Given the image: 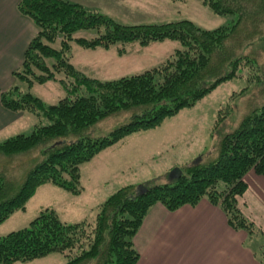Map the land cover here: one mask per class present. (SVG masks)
I'll list each match as a JSON object with an SVG mask.
<instances>
[{
	"label": "trees",
	"instance_id": "trees-1",
	"mask_svg": "<svg viewBox=\"0 0 264 264\" xmlns=\"http://www.w3.org/2000/svg\"><path fill=\"white\" fill-rule=\"evenodd\" d=\"M199 1L214 15L233 20L214 30L188 20L126 26L65 0L18 3V11L32 20L38 33L20 68L12 73L14 84L0 93V104L12 113L31 114L37 124L30 134L0 143V155L12 158L36 152L39 160L12 195L0 175V225L15 210L24 209L42 185L79 195L82 164L123 138L194 106L222 83L244 81L242 90L233 94L246 97L250 92L261 103L219 139L214 159L204 163L200 155L180 167L184 170L177 179L167 177L161 184L158 179L144 188L122 187L87 221L67 223L53 209L42 210L27 227L0 237V264L28 263L50 254L62 255L65 264H136L139 254L133 237L157 203L174 211L206 199L225 214L234 231L250 237L260 232L242 213L240 201L247 188L244 176L250 171L264 176V0ZM82 30L92 36L74 37ZM164 40L177 41L180 48L149 70L113 81L88 78L70 62L71 42L95 50ZM54 80L65 92L56 104L45 105L30 93L33 86ZM121 112L130 114L128 122L99 136L98 123ZM259 258L264 264V257Z\"/></svg>",
	"mask_w": 264,
	"mask_h": 264
},
{
	"label": "rangeland",
	"instance_id": "rangeland-1",
	"mask_svg": "<svg viewBox=\"0 0 264 264\" xmlns=\"http://www.w3.org/2000/svg\"><path fill=\"white\" fill-rule=\"evenodd\" d=\"M88 4L86 9L126 26L188 20L201 29L214 30L233 20L230 16L214 15L199 0H92ZM91 36L92 32L84 30L74 34V37ZM70 46V62L75 69L88 78L103 82L140 74L162 63L180 48V44L173 40L148 45L131 42L95 50L82 49L74 42ZM245 85L244 81L237 80L222 83L194 106L163 119L154 128L133 133L102 150L90 162L81 165L83 190L79 195L73 196L52 184L38 187L24 204V209L15 210L0 225V237L27 227L46 208L53 209L67 223L87 221L93 218L100 204L122 187L144 188L142 185L155 183L158 179V184L164 183L174 168L184 170L185 165L193 163L200 155H204V163L211 161L216 155L219 139L233 131L252 107L261 103L252 98L250 92L246 97L245 94H233L240 92ZM30 93L45 105L56 104L65 95L62 84L57 80L35 85ZM129 119L127 112L112 115L98 123L97 134L106 135ZM36 124V119L26 114L17 132L28 135ZM11 134L17 135L10 133L8 136ZM5 137L3 134L0 143ZM38 160L36 152L12 158L0 155V175L11 186L10 195L16 193ZM243 211L260 229L258 238L249 241L250 246L256 248V254L264 257V213L261 209L250 208L248 203ZM65 263L62 255L50 254L32 262L16 264Z\"/></svg>",
	"mask_w": 264,
	"mask_h": 264
},
{
	"label": "crops",
	"instance_id": "crops-1",
	"mask_svg": "<svg viewBox=\"0 0 264 264\" xmlns=\"http://www.w3.org/2000/svg\"><path fill=\"white\" fill-rule=\"evenodd\" d=\"M20 1L0 0V93L14 84L12 73L20 68L29 43L38 33L32 20L18 11ZM65 1L87 8L92 0ZM25 116L0 104V139L3 134V141L13 135L8 136L10 133L18 135ZM244 182L247 188L240 201L242 213L245 215L247 203L264 213V176L250 171ZM254 237L258 238L234 231L225 214L202 199L195 206L174 211L158 203L150 207L133 237V246L139 254L136 264H260L256 248L249 242Z\"/></svg>",
	"mask_w": 264,
	"mask_h": 264
},
{
	"label": "water",
	"instance_id": "water-1",
	"mask_svg": "<svg viewBox=\"0 0 264 264\" xmlns=\"http://www.w3.org/2000/svg\"><path fill=\"white\" fill-rule=\"evenodd\" d=\"M180 175H181V170L178 169V168H174V169L170 172V174H169V178H170V179H177V178L180 177Z\"/></svg>",
	"mask_w": 264,
	"mask_h": 264
}]
</instances>
